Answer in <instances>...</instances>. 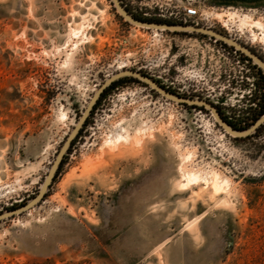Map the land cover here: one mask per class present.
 Returning <instances> with one entry per match:
<instances>
[{
    "label": "rangeland",
    "instance_id": "rangeland-1",
    "mask_svg": "<svg viewBox=\"0 0 264 264\" xmlns=\"http://www.w3.org/2000/svg\"><path fill=\"white\" fill-rule=\"evenodd\" d=\"M120 1L173 26H194L185 8L198 7L194 27L264 61V0ZM124 71L210 103L238 130L264 111L258 67L221 41L131 25L112 0H0V215L39 194ZM195 107L139 80L110 90L44 200L0 222V264H264V128L236 139ZM192 174L201 180L182 189ZM217 174L229 183L219 193Z\"/></svg>",
    "mask_w": 264,
    "mask_h": 264
},
{
    "label": "water",
    "instance_id": "water-1",
    "mask_svg": "<svg viewBox=\"0 0 264 264\" xmlns=\"http://www.w3.org/2000/svg\"><path fill=\"white\" fill-rule=\"evenodd\" d=\"M113 4L115 6V8L117 9L118 13L120 14V16L128 23H130L131 25H135L138 27H142V28H146V29H154V30H160V31H170V32H175V33H192V34H198V35H204V36H208L210 38H213L215 40L221 41L222 43L234 48L236 51L245 54L246 56H248L250 59H252L260 68L261 70L264 72V61L257 56L256 54H254L250 49H248L247 47L241 45L240 43H238L237 41L226 37L225 35H222L214 30L211 29H206V28H200V27H194V26H173V25H160V24H152V23H146V22H142L139 21L137 19H135L134 17H132L128 11L124 8V6L122 5L120 0H112ZM127 77H132L135 79H138L139 81L147 84L149 87H151L153 90H155L156 92H158L159 94H161L163 97L177 102L179 104H184V105H189V106H198V107H202L205 108L207 110H210L216 117L219 125L231 136H233L234 138H247L253 134L256 133V131L262 126L264 125V116L262 118H260L250 129L244 131V132H240V131H235L227 122H225L221 115L219 114V112L217 111V109L211 105L208 102L205 101H194V100H190V99H184L181 97H178L174 94L169 93L168 91H166L163 87H161L160 85H158L155 81H153L152 79L144 76L141 73L138 72H134V71H124L121 72L115 76H113L112 78H110L109 80H107L103 87L97 92V94L94 96V98L92 99V101L90 102L85 114L83 115V117L81 118V120L79 121L77 127L74 129V131L71 133V135L69 136V138L67 139V141L65 142V144L63 145L54 165L52 166L49 175L47 176L39 194L33 199L31 200L28 204L24 205L23 207H21L20 209H17L15 211H11V212H6L2 215H0V222L2 220H5L7 218H11L15 215H20L22 213H25L27 211H30L31 209H33L35 206H37L39 203H41L45 196L46 193L48 192L51 184L53 183L56 174L58 172V170L60 169L62 160L64 158V155L66 154V152L68 151L69 147L71 146L72 142L74 141V139L77 137L78 133L80 132V130L82 129V127L85 125L87 118L89 117L90 113L92 112V110L94 109L95 105L97 104L98 100L100 99L101 95L104 93V91L110 87L114 82L123 79V78H127Z\"/></svg>",
    "mask_w": 264,
    "mask_h": 264
},
{
    "label": "trees",
    "instance_id": "trees-1",
    "mask_svg": "<svg viewBox=\"0 0 264 264\" xmlns=\"http://www.w3.org/2000/svg\"><path fill=\"white\" fill-rule=\"evenodd\" d=\"M135 19H137V20H139V21H142V22H146V23H152V24H160V25H172V24H170V23H168V22H163V21H158V20H147V19H139V18H135ZM122 20H124L123 18H122ZM227 46V45H226ZM233 49V48H232ZM247 60H249L250 61V59H248L247 58ZM259 72H260V74L263 76V79H264V73H263V71L261 70V69H259ZM134 80V81H136V82H138V80L137 79H135V78H132V77H127V78H123V79H120V80H118V81H116V82H114L110 87H108L105 91H104V93L101 95V97H100V99L98 100V102H97V104L95 105V107H94V109H93V111H92V114L94 113V111H96L97 110V108H98V106L100 105V103L102 102V100L108 95V93H109V91L110 90H113L114 88H116L118 85H120L121 83H123V82H125L126 80ZM195 108H197V107H195ZM264 116V111H263V113H261V115H259V117L258 118H256L255 120H253L252 121V123H251V125H248V126H246L245 127V129H237L236 127H233L232 125H231V123H229L226 119H224L222 116V119L225 121V122H227L229 125H231L232 126V128L235 130V131H240V132H244V131H246V130H248V129H250L260 118H262ZM87 123H88V121L85 123V125H84V127H86L87 126ZM264 128V125H262L257 131H256V133H258L261 129H263ZM82 132V131H81ZM81 134V133H80ZM79 134V135H80ZM249 138V137H248ZM63 165H64V162L61 164V166H60V169H59V171H58V173H57V175H56V177H55V179H54V182H55V180H56V178L58 177V174L60 173V171L62 170V167H63Z\"/></svg>",
    "mask_w": 264,
    "mask_h": 264
},
{
    "label": "bare ground",
    "instance_id": "bare-ground-1",
    "mask_svg": "<svg viewBox=\"0 0 264 264\" xmlns=\"http://www.w3.org/2000/svg\"><path fill=\"white\" fill-rule=\"evenodd\" d=\"M82 29H84V28H82L80 25H78L77 26V29H75V31H74V35L76 36V37H78L81 33H82ZM85 35V34H84ZM140 132H141V130H140ZM125 139H127V137L125 138L124 136H119L117 139H116V143H120V141H122V140H125ZM128 141V140H127ZM135 144L137 145V146H139V145H141L142 144V140L141 139H139V138H137L136 140H135ZM192 157V156H191ZM191 159V158H190ZM187 161H188V159H187ZM184 169V168H183ZM198 173V172H197ZM204 179V178H203ZM201 180V177L199 176V175H189L188 177H186V180H185V182L186 183H182L181 185H180V187L182 188V189H188L191 185H193L194 183H198L199 181ZM204 181V180H203ZM207 182V181H206ZM206 184H208V182L206 183ZM226 184H229V183H227V182H222L221 181V178H220V176L217 174V175H215V178H214V180H213V188H214V190L217 192V193H219L223 188H224V185H226ZM206 189V188H205ZM224 190V189H223Z\"/></svg>",
    "mask_w": 264,
    "mask_h": 264
},
{
    "label": "built area",
    "instance_id": "built-area-1",
    "mask_svg": "<svg viewBox=\"0 0 264 264\" xmlns=\"http://www.w3.org/2000/svg\"><path fill=\"white\" fill-rule=\"evenodd\" d=\"M185 23H193L194 26H199V21L201 19V14L198 7L190 6L185 8Z\"/></svg>",
    "mask_w": 264,
    "mask_h": 264
},
{
    "label": "flooded vegetation",
    "instance_id": "flooded-vegetation-1",
    "mask_svg": "<svg viewBox=\"0 0 264 264\" xmlns=\"http://www.w3.org/2000/svg\"><path fill=\"white\" fill-rule=\"evenodd\" d=\"M226 45V44H225ZM228 46V45H227ZM232 48V47H231ZM234 49V48H233ZM235 50V49H234ZM253 52V51H252ZM254 53V52H253ZM242 54V53H241ZM254 54H256V53H254ZM242 55H244L246 58H248V59H250L248 56H246L245 54H242ZM257 55V54H256ZM258 56V55H257ZM249 61V60H248ZM250 62L251 63H253L255 66H257L258 67V69H261L252 59H250ZM264 73V72H263ZM184 105V104H183ZM184 106H189V105H184ZM196 107H198V106H196ZM216 108V107H215ZM205 109V108H204ZM217 109V108H216ZM217 111H218V109H217ZM219 112V111H218ZM219 114H220V112H219ZM221 115V114H220Z\"/></svg>",
    "mask_w": 264,
    "mask_h": 264
}]
</instances>
